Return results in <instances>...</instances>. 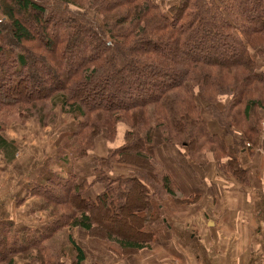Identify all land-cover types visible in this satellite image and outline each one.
<instances>
[{
	"label": "trees",
	"instance_id": "1",
	"mask_svg": "<svg viewBox=\"0 0 264 264\" xmlns=\"http://www.w3.org/2000/svg\"><path fill=\"white\" fill-rule=\"evenodd\" d=\"M0 69V111L18 107L19 119L29 109L55 126L38 112L59 103L78 145L57 159L66 173L51 162L24 185L53 220L45 229L0 219V264H85L74 228L131 255L153 246L155 194L179 193L158 135L195 164L214 160L245 180L238 155L264 121V0H0ZM199 96L224 133L210 128ZM118 136L91 182L73 171L101 137ZM0 148L10 150L2 136ZM94 184L104 191L85 198Z\"/></svg>",
	"mask_w": 264,
	"mask_h": 264
},
{
	"label": "crops",
	"instance_id": "2",
	"mask_svg": "<svg viewBox=\"0 0 264 264\" xmlns=\"http://www.w3.org/2000/svg\"><path fill=\"white\" fill-rule=\"evenodd\" d=\"M262 124L263 129L264 121ZM17 130L25 136L23 143L28 147L35 143L33 132L31 143L25 140L24 130ZM2 137L10 150L6 153L5 148H0V219L9 218L31 229L43 230L53 220L41 211L39 199L29 195L24 185L37 178L51 162L55 172L66 173L69 165L61 169L51 149L38 154L35 161L32 158L36 154L31 156L28 165L24 160L31 150L17 152L16 144ZM258 139L255 146L248 143L238 155L241 168L247 170L245 180L240 182L220 171L214 160L206 167L195 164L181 148L177 152L158 135V155L173 173L179 193L176 198L162 191L155 194L152 248L124 255L113 244L88 237L78 228L71 229L68 232L77 241L76 235L83 238L78 243L85 251V264H264V138L261 133ZM99 146L86 160H75L72 165L76 174L90 182L96 176L92 167H96L97 158L106 154H101L106 150ZM17 163L19 168L15 166ZM90 188L85 198H94L105 189L103 184ZM16 261L24 264L20 259Z\"/></svg>",
	"mask_w": 264,
	"mask_h": 264
},
{
	"label": "rangeland",
	"instance_id": "3",
	"mask_svg": "<svg viewBox=\"0 0 264 264\" xmlns=\"http://www.w3.org/2000/svg\"><path fill=\"white\" fill-rule=\"evenodd\" d=\"M76 1V0H75ZM82 2V0H78V2ZM159 1V3L162 6H167V5H176L178 4L179 0H157ZM92 15L94 14V11H92L91 13ZM99 17V16H98ZM99 19H102V17L100 16ZM60 33V31H59ZM61 35V34H60ZM186 48L183 47V50H181V52L183 51V53H185ZM214 56H216V58H220V55H218L217 53L213 54ZM66 68V65H64ZM69 67V65H68ZM1 71V69H0ZM1 73V72H0ZM36 76V75H35ZM38 78L43 79L44 83L41 84L43 87H47L49 81L45 79V77L43 78L42 76H38ZM135 82V81H134ZM37 89V88H36ZM29 90V89H28ZM31 91H35V90H31ZM199 98V103L203 109V112L205 113L208 121L210 122V128L217 133H224V130L217 125V122L215 119H213L211 117V112L208 110V106L207 104H205V102L203 101L202 98ZM55 100H53V102L55 101L56 103L59 102V100H57V97L54 98ZM4 100L0 99V104L1 102H3ZM49 102V101H48ZM47 104L43 105L45 108L42 109V111L38 114L39 115H45L43 117H46L48 121H52L55 120L56 121V125H40V120L38 119H34V117L32 118L31 116H34V113H30L29 112H33L32 110L29 109H24L25 111H29L27 115H25L23 118H19L17 116H15L16 110L18 109V107L16 109L13 110H8L7 109H2L0 111V136H6L8 138V140H10L11 143L16 144V149L17 152H21L23 150H31L29 154H27L26 159L24 161L28 162V165H30V158L31 156H33V160L35 161L36 156L38 154L43 153V151H49L50 149L53 151V153L55 152V154H53V159L57 160H63L67 157L71 156V153L73 151H76V147L78 146L76 144V141H73L71 139V130L73 127V125L75 124V121L73 120L72 117H67V115H65L64 112H62L60 104L58 103L57 105L50 106V102ZM42 107H40L39 109H41ZM24 112V111H22ZM27 113V112H26ZM37 113V112H36ZM32 114V115H31ZM8 120V121H7ZM4 122V123H1ZM51 122V123H52ZM2 125V127H1ZM36 127V128H35ZM117 127L121 128V130H126V125L123 123H119L117 124ZM17 128L24 130V133L26 134V138L25 140L28 142H30V138L32 137L31 132L34 133V136H40V138L33 136L34 139V144L32 143V145H30L29 147L27 146L26 142L24 141L23 143V133H19ZM32 130H30V129ZM16 130V131H12V130ZM5 132V134H4ZM263 129L261 130V135H262ZM14 134V135H13ZM49 136L51 137V141L49 140ZM120 137L118 136L117 138H115L112 142L111 141H107L105 138L101 137L98 141V146L99 149H104L106 151L102 152L103 153H107L109 152L110 149L114 148L115 146L118 145L120 139ZM47 139V140H46ZM111 140V139H108ZM19 146V148H17ZM56 148H55V146ZM21 147L23 149H21ZM36 149H32V148ZM171 147L175 148V150L178 152L179 147L176 145H172ZM14 148V147H13ZM21 150V151H20ZM173 152V150H172ZM55 156V158H54ZM33 161V162H34ZM66 161V159H65ZM69 164V163H67ZM32 165V164H31ZM16 168H19L20 165L19 163L15 164ZM95 168V166H94ZM92 167V170L94 169ZM123 173H127L129 171H133V168H126V167H122ZM120 166L117 165V167H114V170H119ZM189 170V169H187ZM3 172V171H2ZM84 171L82 170V173ZM87 170L84 172L86 173ZM114 172V171H113ZM1 175V174H0ZM96 175V174H95ZM2 177H5V175H3L2 173ZM78 241L81 243V241H83V238L80 235H76ZM88 244V242H87ZM85 248V247H84Z\"/></svg>",
	"mask_w": 264,
	"mask_h": 264
},
{
	"label": "bare ground",
	"instance_id": "4",
	"mask_svg": "<svg viewBox=\"0 0 264 264\" xmlns=\"http://www.w3.org/2000/svg\"><path fill=\"white\" fill-rule=\"evenodd\" d=\"M262 135H263V138H264V129H263V133H262Z\"/></svg>",
	"mask_w": 264,
	"mask_h": 264
},
{
	"label": "built area",
	"instance_id": "5",
	"mask_svg": "<svg viewBox=\"0 0 264 264\" xmlns=\"http://www.w3.org/2000/svg\"><path fill=\"white\" fill-rule=\"evenodd\" d=\"M263 129H264V126H263Z\"/></svg>",
	"mask_w": 264,
	"mask_h": 264
}]
</instances>
